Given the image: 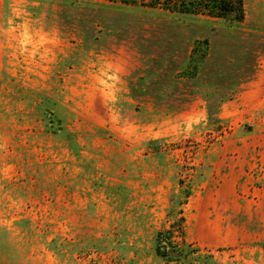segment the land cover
<instances>
[{
  "label": "rangeland",
  "instance_id": "1",
  "mask_svg": "<svg viewBox=\"0 0 264 264\" xmlns=\"http://www.w3.org/2000/svg\"><path fill=\"white\" fill-rule=\"evenodd\" d=\"M244 11L0 0V264H264V0Z\"/></svg>",
  "mask_w": 264,
  "mask_h": 264
},
{
  "label": "trees",
  "instance_id": "2",
  "mask_svg": "<svg viewBox=\"0 0 264 264\" xmlns=\"http://www.w3.org/2000/svg\"><path fill=\"white\" fill-rule=\"evenodd\" d=\"M113 4L151 8L167 13L190 14L211 19H229L242 21L245 17L244 0H101ZM209 115H211L209 113ZM190 193L188 194V196ZM178 222L184 223L181 216ZM164 234V235H163ZM171 234V231L169 232ZM171 237L159 232L157 235L156 251L168 261L188 262L187 248L173 243ZM169 245L167 247L165 243ZM211 258V256H209Z\"/></svg>",
  "mask_w": 264,
  "mask_h": 264
},
{
  "label": "crops",
  "instance_id": "3",
  "mask_svg": "<svg viewBox=\"0 0 264 264\" xmlns=\"http://www.w3.org/2000/svg\"><path fill=\"white\" fill-rule=\"evenodd\" d=\"M238 178V177H237Z\"/></svg>",
  "mask_w": 264,
  "mask_h": 264
}]
</instances>
